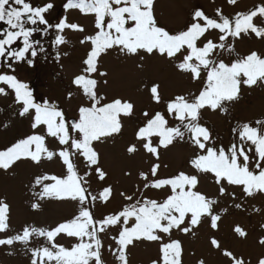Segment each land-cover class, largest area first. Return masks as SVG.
I'll return each instance as SVG.
<instances>
[{"label": "snow or ice", "instance_id": "obj_1", "mask_svg": "<svg viewBox=\"0 0 264 264\" xmlns=\"http://www.w3.org/2000/svg\"><path fill=\"white\" fill-rule=\"evenodd\" d=\"M228 3L236 5L237 0H228ZM153 5L154 0H67L65 9L76 8L84 14H95V28L98 31L95 35L81 40V43H91V49L83 61L86 65L84 73H96L101 54L113 48H118L126 55H137L142 50L148 55L156 53L169 60H174L181 54L182 59L175 64L176 69L190 74L193 80L200 79L202 72L206 73L205 86L198 94L190 97L177 95L167 102L168 114L179 121L176 126H169L165 116L156 112L138 129L136 139L143 141L144 150L159 160V148H168L175 141H184L187 137L188 142L197 150L190 161L191 167L198 173L212 174L219 186L220 195L226 193L223 183L225 181L228 185L241 186L248 197L264 193V121L257 120V127L244 123L240 128H234L238 142L232 143L227 150L223 146H209L210 132L199 122L201 110L205 107L226 111L224 102L238 98L242 83L248 87L258 82L264 83V58L255 51L230 64L213 58L222 51H234V47L227 44L229 37L239 38L242 34H255L258 38H264V26L254 23L257 16L264 18V3L248 12H238L231 18L223 15L220 9L216 10V18H210L203 10L197 9L186 30L175 34L157 25ZM52 7L51 3L33 7L29 0H11V3L10 0H0V21H4L10 29L0 39V57L7 55L16 61H23L30 50L31 56H36L31 37L37 31L46 32L47 28L52 27L58 33L65 28L83 31L75 23H66V18L56 25L48 24L44 13ZM29 24L47 27H26ZM209 30L218 31L219 42L207 39L202 46H198V42ZM21 37L23 46L13 49L11 46ZM62 43H65V37L57 34L54 44ZM143 58L140 57L141 60ZM100 75L107 73L102 72ZM0 84L13 90L16 102L22 103L19 113L21 116L34 110L33 129L45 125L48 136L57 138L60 145L68 146L56 153L47 148L45 136L30 135L0 150V169L8 170L17 161L25 158L39 164L42 158L51 160L58 155L66 165L67 175L64 178L55 175L37 177L36 185H42L40 198L71 199L78 201L80 205L78 214L71 220L50 230L25 226L21 233L0 238V245L11 246L20 242L27 246L33 236L43 237L46 245L29 249L31 264H104L100 234L106 233L110 226L121 225L118 235L112 236L116 247H110L109 250L117 264H128L127 249L135 241L159 242L162 240L160 233L170 235L173 229L188 233L205 217L210 218L213 229L217 228L220 216L213 212L217 200L194 191L199 182L198 176L181 171L170 178L150 180L149 175L153 178L157 176L161 167L159 163L152 164L149 173L141 172L140 177L144 181V189H170V194L162 202L148 198L134 200L133 195L121 193L130 203L114 214L94 219L86 205L89 201L97 200L107 203L112 195V188L104 187L97 195H93L85 187L89 183L85 177L90 173L79 175L71 157L76 154L82 156L87 167L96 166L98 179L104 180L106 173L98 166L99 156L92 144L100 141L102 137L119 133L122 127L119 117L121 114L131 115L133 104L119 98L101 104L104 97L98 96L95 91L97 81L84 74L76 76L74 84L82 88L83 94L91 102L90 107L79 108V120L71 124V129L79 134L77 138L70 135L62 111L48 103H35L28 85L20 82L15 75L0 74ZM158 89L159 85L150 88L151 97L156 103L161 101ZM0 94H7L5 87H0ZM144 115L147 116L148 113L145 112ZM153 137L159 138L155 146ZM137 150L136 145L127 148L130 154ZM44 181L53 183H43ZM32 207L37 208L39 205L33 204ZM235 207L240 208L241 205L236 204ZM8 212L9 205L0 200V232H6L9 228ZM130 221H133L131 226ZM182 225L185 226L181 227ZM235 232L241 237L247 235L239 226L235 228ZM61 233L77 238L78 242L70 249L55 243V238ZM210 243L215 249L221 250L231 264H245L243 258H237L231 251L222 250L215 238ZM259 243L264 245V238ZM160 253L161 260L153 261V264H182L180 241L161 243ZM198 264L205 262L200 260ZM257 264H264V258H260Z\"/></svg>", "mask_w": 264, "mask_h": 264}, {"label": "rangeland", "instance_id": "obj_2", "mask_svg": "<svg viewBox=\"0 0 264 264\" xmlns=\"http://www.w3.org/2000/svg\"><path fill=\"white\" fill-rule=\"evenodd\" d=\"M67 0H33V6L53 5L44 13L48 23H59L66 18V23L77 24L83 31L65 28L61 33L56 29L46 32L51 54L45 59V53L40 49L45 45L33 47L36 56H32L27 62L16 61L14 58H4L0 61V74L15 75L25 84H30L34 93L35 103H48L62 111L65 121L69 126L71 136L79 137L77 132L71 129L69 119L79 120V108L90 107L91 102L83 94L82 88L74 84L76 76L84 74L97 81L96 93L103 96L101 104L109 103L114 99H121L133 104L131 115L121 114V130L110 137L94 141L92 146L99 156V167L106 173L104 180H99L95 173V167L88 168L86 162L79 154L71 157L76 169L81 176L90 173L85 178L89 181L86 188L97 195L104 187L112 188V195L107 203L97 200L89 201L86 205L93 213L94 219H101L109 214L120 211L127 201L121 193L133 195L135 199H156L163 201L170 194V189H144V181L140 177L141 172L149 173L152 164L159 163L161 167L155 178L149 175V179L170 178L183 171L190 175L198 176V185L194 191H199L211 199L217 200L214 206V214L220 216L217 228L211 227L209 217L202 218L199 225L188 233L173 229L171 234H163L159 242L147 240L135 241L127 249L128 264H153V261L161 260L160 244L171 240H178L182 246V264H198L203 260L205 264H231L228 257L211 246V240L215 238L222 250H228L237 258H243L245 264H257L260 258H264V245L259 241L264 238V193H256L254 196H246L241 186L224 183L226 193L220 195L219 186L215 183L212 174L196 172L191 167L190 161L197 150L188 142L177 140L168 148H159V160L147 153L142 147L143 141L136 139L138 129L147 122L156 112L162 113L168 120L169 126H176L179 121L170 116L166 104L177 95L190 97L198 94L206 82V73L202 72L198 80H193L190 74L179 72L175 64L179 63L182 55L178 54L174 60L161 57L153 53L148 55L142 50L137 55H126L118 48L109 49L102 53L97 62V72L84 73L86 65L83 61L91 49V43H81L87 36L95 35V14H84L79 9H64L61 5ZM264 0H237L236 5H231L228 0H154L153 13L157 25L165 28L171 34L186 30L192 22L195 10L201 9L210 18H216V10L229 18L238 12H248ZM59 4L58 7L55 5ZM264 18L257 16L254 23L264 26ZM57 34L65 37V43L55 45ZM207 39L218 41V31L209 30L205 37L201 38L198 46H202ZM227 44L234 47L233 52L227 50L214 56V59H222L225 63L234 62L251 52H257L264 58V38H258L255 34L241 35L239 38L229 37ZM39 52V53H38ZM140 57H144L143 60ZM28 61H31L29 63ZM38 69L35 72V67ZM107 75H100V73ZM37 74V78H33ZM107 81V83H105ZM159 85L161 101H153L150 88ZM5 87L7 94H0V150H4L21 139L30 135L45 136L47 148L58 153L67 145H60L55 137L47 135L45 125L32 128L34 122V110L21 116L22 103L15 100L14 91ZM226 111L212 110L205 107L200 113V124L206 127L211 135L209 146L217 148L223 146L226 150L232 144L238 142V136L233 132L234 128H240L244 123L257 127L256 121H264V83L248 87L240 85L239 96L231 102H224ZM148 115L145 116L144 113ZM153 145L159 142L158 137L152 138ZM136 145L135 153H128L127 148ZM71 151V149H70ZM55 175L64 178L67 175L66 165L62 158L55 155L51 160L42 158L40 163H34L25 158L17 161L8 170L0 169V200L9 205L8 224L6 232H0V238L14 236L21 233L25 226L52 229L58 224L71 220L78 214L79 203L71 199L40 198L42 185H36L37 177ZM43 183H53L44 181ZM234 194V195H233ZM33 204L39 207L33 208ZM240 204L241 207H235ZM129 222V226L131 223ZM187 225V220L185 221ZM182 225L181 227H184ZM239 226L246 232L245 237L239 236L235 228ZM121 225L110 226L106 233H101L103 244L102 259L104 264H117L115 257L109 250L115 249L112 236L118 235ZM75 237H68L61 233L55 238V243L66 248L77 243ZM43 237L33 236L26 246L15 242L11 246L0 245V264H31V252L29 249L46 245Z\"/></svg>", "mask_w": 264, "mask_h": 264}, {"label": "flooded vegetation", "instance_id": "obj_3", "mask_svg": "<svg viewBox=\"0 0 264 264\" xmlns=\"http://www.w3.org/2000/svg\"><path fill=\"white\" fill-rule=\"evenodd\" d=\"M29 2L31 3V5L33 6V0H29ZM10 3H11V0H10ZM67 2H65V1H63V3H62V7L65 9V4H66ZM13 6H16V5H14L13 4ZM56 7H58L59 6V4H57V5H55ZM33 7H35V6H33ZM48 24H50V25H56L55 23H48ZM26 27H38V28H40V29H45L47 26L46 25H35V26H33V25H26ZM53 29H55L54 27H52V28H47V31H52ZM8 30H10L9 29V26L4 22V21H0V39H2V38H4V35H6V32L8 31ZM46 31V32H47ZM46 32L45 31H37V32H34L33 33V35H32V37H31V41L33 42V47L35 46H37V47H39V46H42V45H45V48H44V50H43V52L42 53H45V59H47V58H49V55L51 54V51H50V46H48L47 45V43L46 42H49V39H47V37H46ZM38 42V43H37ZM39 45V46H38ZM23 45H22V37L21 38H19L16 42H14V44L11 46L13 49H19L20 47H22ZM34 49V48H33ZM39 53V52H38ZM4 58H9L7 55H5L4 56ZM32 58V56H31V50L29 51V53H26V58H25V60H23V61H21V63L22 62H27V60H29V59H31ZM2 60V57H0V61ZM10 60H11V58H10ZM29 62V61H28ZM37 69H38V64L36 65V67H35V72L37 71ZM33 78H37V74L33 77ZM31 86H30V84H28V89L31 91ZM33 94L34 93H32V98H33V100H34V96H33Z\"/></svg>", "mask_w": 264, "mask_h": 264}, {"label": "water", "instance_id": "obj_4", "mask_svg": "<svg viewBox=\"0 0 264 264\" xmlns=\"http://www.w3.org/2000/svg\"><path fill=\"white\" fill-rule=\"evenodd\" d=\"M68 122L71 125L73 122H76V121L74 119H69Z\"/></svg>", "mask_w": 264, "mask_h": 264}]
</instances>
